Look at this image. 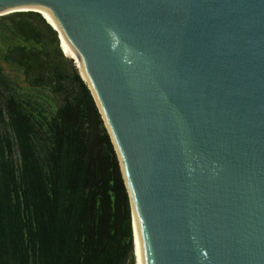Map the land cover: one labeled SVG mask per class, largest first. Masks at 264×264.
Returning a JSON list of instances; mask_svg holds the SVG:
<instances>
[{
    "label": "water",
    "instance_id": "1",
    "mask_svg": "<svg viewBox=\"0 0 264 264\" xmlns=\"http://www.w3.org/2000/svg\"><path fill=\"white\" fill-rule=\"evenodd\" d=\"M27 10L79 59L138 264H264V0H0Z\"/></svg>",
    "mask_w": 264,
    "mask_h": 264
},
{
    "label": "trees",
    "instance_id": "2",
    "mask_svg": "<svg viewBox=\"0 0 264 264\" xmlns=\"http://www.w3.org/2000/svg\"><path fill=\"white\" fill-rule=\"evenodd\" d=\"M0 264H137L109 129L59 31L35 10L0 16Z\"/></svg>",
    "mask_w": 264,
    "mask_h": 264
},
{
    "label": "bare ground",
    "instance_id": "3",
    "mask_svg": "<svg viewBox=\"0 0 264 264\" xmlns=\"http://www.w3.org/2000/svg\"><path fill=\"white\" fill-rule=\"evenodd\" d=\"M47 17V16H46ZM47 19L52 22L57 28L58 26L49 18L47 17ZM59 29V28H58ZM61 33V37H62V45L64 47V50H65V53L70 57V58H73V59H76V63L79 67H82L80 62H79V59L77 57V55L75 54L73 48L71 47V45L69 44V42L67 41V39L64 37V35L62 34V32L60 31ZM83 74H84V71H83ZM135 228V227H134ZM136 236V251H137V234H135Z\"/></svg>",
    "mask_w": 264,
    "mask_h": 264
},
{
    "label": "rangeland",
    "instance_id": "4",
    "mask_svg": "<svg viewBox=\"0 0 264 264\" xmlns=\"http://www.w3.org/2000/svg\"><path fill=\"white\" fill-rule=\"evenodd\" d=\"M136 237V236H135ZM137 264H138V261H137Z\"/></svg>",
    "mask_w": 264,
    "mask_h": 264
}]
</instances>
